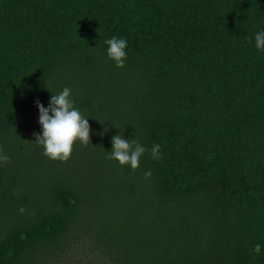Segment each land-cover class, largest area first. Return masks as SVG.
<instances>
[{"label":"trees","instance_id":"obj_1","mask_svg":"<svg viewBox=\"0 0 264 264\" xmlns=\"http://www.w3.org/2000/svg\"><path fill=\"white\" fill-rule=\"evenodd\" d=\"M260 31L264 0H0V264L84 238L112 264H264ZM64 87L90 143L61 162L33 133ZM117 134L147 149L134 171L105 159Z\"/></svg>","mask_w":264,"mask_h":264},{"label":"clouds","instance_id":"obj_2","mask_svg":"<svg viewBox=\"0 0 264 264\" xmlns=\"http://www.w3.org/2000/svg\"><path fill=\"white\" fill-rule=\"evenodd\" d=\"M255 47L264 51V31L255 34ZM107 45V57L114 61L115 66L122 68L125 65L127 53V41L116 36L104 41ZM71 89L64 87L58 94L51 95L50 102L45 108L38 100L36 105L39 109V124L42 134L33 133L35 143L43 147V155L52 160L66 162L71 158L73 145L79 141L82 146L90 143V126L88 120L81 115L80 111L74 107V102L70 98ZM111 151L105 156L107 160H115L123 167L130 166L134 171L139 167L140 157L147 151L138 140H126L120 134L111 138ZM153 160L161 158V146L154 144L149 152ZM10 157L0 151V165L10 163ZM151 171L144 173L145 179L151 177ZM21 214L26 212L25 207L19 209ZM34 214V213H30ZM260 244L253 247V252H260Z\"/></svg>","mask_w":264,"mask_h":264},{"label":"rangeland","instance_id":"obj_3","mask_svg":"<svg viewBox=\"0 0 264 264\" xmlns=\"http://www.w3.org/2000/svg\"><path fill=\"white\" fill-rule=\"evenodd\" d=\"M71 248L52 260H46L42 264H84L89 261L95 264H112L113 259L109 254L101 252L93 241L84 238L73 241Z\"/></svg>","mask_w":264,"mask_h":264}]
</instances>
